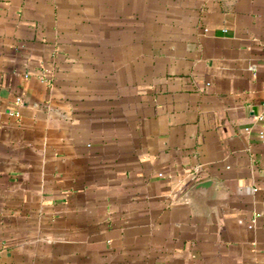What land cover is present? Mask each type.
I'll return each mask as SVG.
<instances>
[{"label":"crops","instance_id":"1","mask_svg":"<svg viewBox=\"0 0 264 264\" xmlns=\"http://www.w3.org/2000/svg\"><path fill=\"white\" fill-rule=\"evenodd\" d=\"M263 115L264 0H0V264H264Z\"/></svg>","mask_w":264,"mask_h":264},{"label":"built area","instance_id":"2","mask_svg":"<svg viewBox=\"0 0 264 264\" xmlns=\"http://www.w3.org/2000/svg\"><path fill=\"white\" fill-rule=\"evenodd\" d=\"M17 102H21V97H17ZM14 113L18 115L20 112L18 110H16ZM261 117L264 120V115ZM260 128H261L260 129V137L264 140V121L262 122ZM250 226H253V225L251 224Z\"/></svg>","mask_w":264,"mask_h":264}]
</instances>
